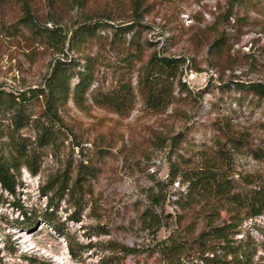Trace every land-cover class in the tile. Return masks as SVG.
<instances>
[{"label": "rangeland", "instance_id": "374dc122", "mask_svg": "<svg viewBox=\"0 0 264 264\" xmlns=\"http://www.w3.org/2000/svg\"><path fill=\"white\" fill-rule=\"evenodd\" d=\"M26 1L39 30L56 26L68 36L83 21L117 26L134 20L133 45L142 58L127 70L122 57L131 34L111 45L110 28L78 49L69 50L66 42L56 51L46 39L26 38L11 26L22 13L17 5L0 7L1 89L40 87L56 57L89 54L101 61L92 88L111 90L122 77L134 93L128 112L99 106L88 93L80 107L69 100L59 110L64 126H54L53 140L43 145L34 124L16 127L0 112V155L17 164L10 170L14 192L0 185V264H101L105 256L123 264H232L221 251L213 254L208 245L191 242L205 219L174 201L185 174L196 168L222 172L231 192L249 193L264 178V101L241 98L232 89L235 81L264 83V0H146L136 20L129 0ZM153 51L181 59L178 78L186 87H176L174 99L160 110L145 107L137 93L138 69ZM217 119L227 120L252 152L231 150L221 159L210 127ZM186 127L187 140L172 148L171 137ZM20 151L33 160L25 161ZM79 162L96 164L86 192L60 199L42 192L54 176L75 178ZM174 165L177 175L171 179ZM30 166L37 168L34 175ZM48 212L82 245L76 258L43 220ZM237 230V240L254 246L252 264H264V213L244 219ZM170 234L187 240L174 259L166 248Z\"/></svg>", "mask_w": 264, "mask_h": 264}, {"label": "trees", "instance_id": "16d2710c", "mask_svg": "<svg viewBox=\"0 0 264 264\" xmlns=\"http://www.w3.org/2000/svg\"><path fill=\"white\" fill-rule=\"evenodd\" d=\"M233 2H242L244 0H231ZM146 0H129L130 12L133 19H137L139 8L145 4ZM17 5L22 11L21 16L14 21L11 26L17 30V33L28 35L26 38L46 39L50 47L56 51H62L67 42L69 50L78 49L84 42L97 36V32L103 28H110L113 38L110 41L112 45L116 38L131 34L130 40L125 46L122 60L131 70V64L136 59L142 58L140 48L133 45L134 33L137 29V22L127 25L111 26L106 22H81L72 28L70 35L66 34L61 28L43 27L39 30L32 16L28 15L29 6L26 0H0V7H9ZM133 48L132 53L130 49ZM101 63L98 56L82 54L72 58L56 57L52 63L50 71L45 77L44 83L40 87H32L17 93L10 92L0 88V112L7 114L16 127H23L32 123L37 128V138L41 145L53 140L55 132L54 126L63 127L62 115L59 110L66 107L69 100L77 106H82L86 95L90 94L93 101L102 107H107L113 112L121 110L129 111L133 104L134 93L129 83L121 77L117 85L111 90L103 91L100 88H92L95 80V68ZM121 62H118L120 64ZM181 59L175 56H168L163 52L153 51L138 69L137 93L140 95L142 104L149 109H164L175 97L174 89L177 87L179 92L186 91L184 83L178 78L179 65ZM79 64L82 66L80 69ZM121 80V81H120ZM234 91H238L241 98L250 97L257 103L264 101V83L255 82H233ZM38 107V108H37ZM37 108V110H36ZM35 117H33V114ZM33 117V118H32ZM191 126H189L190 128ZM210 127L215 134V140L221 159H228L231 153L229 151H240L247 154L251 149L247 145L243 136L237 135L231 131V125L225 119L215 120L210 123ZM188 127L183 131H178L171 137V147H179L182 141L187 140ZM25 161H32L30 155L25 151H20ZM34 154V153H33ZM32 154V155H33ZM31 159V160H30ZM16 159L5 158L0 155V185L8 192L13 193L16 179L13 178L10 170L16 168ZM96 164L79 162L76 166L75 178L72 179L69 174H63L62 177L54 176L53 179L46 182L42 192L50 193L53 196L63 198L75 197V193H84L90 179L95 177ZM32 169V174L37 172V168ZM177 165L172 167L169 174L171 179L176 177ZM182 182H186L179 191V196L174 203L182 210L190 208L194 210L196 216H203L205 221L199 227L197 235L191 240L197 247L208 245L213 252L217 254L221 251L224 256H230L232 264H252L255 255L254 246L248 240L239 239L238 226L244 219L257 217L264 213V178L249 193L231 192L226 175L220 171L212 170L209 167L196 168L189 170L185 174ZM197 208V210H196ZM224 210L226 218L221 216L220 211ZM28 221V217L23 212ZM52 213L48 212L42 215L44 221L60 233L67 241L70 255L76 258L82 245L73 242L71 238L63 231L60 223L56 222ZM27 223L30 224V222ZM30 220V219H29ZM36 221V220H35ZM34 221V222H35ZM183 221L182 214L178 213L177 223L181 225ZM24 225V224H23ZM170 244L166 247L167 254L171 259L177 256L180 250H183L187 240H182L179 236L170 234L168 237ZM112 250L111 248H109ZM101 264H123L114 258V256H105Z\"/></svg>", "mask_w": 264, "mask_h": 264}]
</instances>
